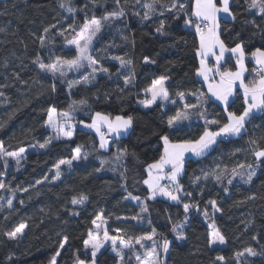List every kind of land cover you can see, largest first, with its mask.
Segmentation results:
<instances>
[{
	"label": "trees",
	"instance_id": "obj_1",
	"mask_svg": "<svg viewBox=\"0 0 264 264\" xmlns=\"http://www.w3.org/2000/svg\"><path fill=\"white\" fill-rule=\"evenodd\" d=\"M71 2L76 9L72 14L59 6L60 0H0V28L4 29L0 32V93H3L0 95V124L4 125L0 128V141L8 151H18L21 147L33 149L20 166L8 161L5 168L4 160L0 159V172L5 173L0 179L9 183L10 189H28L27 192H16L12 208L6 206L7 199L12 198L11 191L0 190V196L5 198L0 200V204L5 205L0 210V264H48L65 235L68 243L61 250L58 264H74L77 255L87 260L84 241L88 239V232L93 230L92 221L100 214L108 223L111 234L117 228L125 230L127 235H139L155 228L158 241L161 237L171 241L169 252L162 257L166 264H213L217 256H224L226 264H237L234 253L246 247L253 248L257 255L242 257L243 264H264V164L256 169V176L250 184H245L239 177L231 186L227 184L229 177L222 182H216L211 176L204 178V173L212 172L217 165L221 168L227 166L229 176L230 170L237 165H256L248 141L264 136V114H257L248 123L242 137L225 139L205 156L189 158L184 163L180 183L185 192L192 193L184 202L198 203L203 209L209 201H217L221 211L215 213L214 219L226 238L225 245L209 247L208 225L212 220L205 219L195 209L187 214L184 229L187 239L177 240L171 228L173 223L184 220L183 207L161 198L147 201L149 213L145 215L142 227L137 221L117 219L131 217L140 211L138 202L125 199L129 193L139 196L142 201L148 196V189L143 184L147 178L145 169L163 152L160 136L168 135L174 142L192 140L204 130V121L196 110H192L188 120L173 128L167 124L168 117L182 110L185 104H196L200 92L208 98L205 87L195 74L199 67L195 54L198 37L194 27L184 24L187 17L183 13L179 19L166 12L163 16L157 14L142 21L143 3H151V0H142L141 4H136L135 0H120L125 15L111 26L104 25L93 53L100 60L97 67L108 69L111 79L108 74L99 72L89 83L69 88L68 81L80 80L81 73L62 81L50 73L41 72L32 61L37 54L45 63H53L56 57L75 58V50L68 47L64 37L57 32L73 21L78 26L86 17L95 15L99 18L117 10L114 0H99L95 6L90 0ZM171 2L160 0L165 4ZM181 2L190 12L194 0ZM247 4L248 0H230L236 19H221L220 26L221 39L226 45L234 47L243 42L250 56L256 48L264 49V19L259 14L253 15L255 10H248ZM136 12L140 15H135ZM160 20L165 21L164 34L156 32ZM52 24L57 27L52 29L46 46L41 48L36 37L43 34L44 27ZM74 35L71 30L66 33L68 39ZM124 36L128 37L127 41ZM125 54L134 62L130 69L122 68L119 61L112 59ZM145 57L154 63H145ZM225 67L234 70L233 59ZM247 67L251 69L254 64L247 60ZM130 72L134 73L133 83L125 86L124 77ZM160 76L168 77L169 100L144 109L139 103L147 97L144 90ZM246 77L252 79L250 72ZM54 82L56 91L50 87ZM179 92L185 93L184 100L177 95ZM81 100L86 104L77 103L74 108H69L73 101ZM51 107L59 112L69 111L78 122L91 123V117L101 112L112 118L131 116L133 124L126 136L112 138L107 149L99 148L98 136L79 128L71 140H53L47 148L41 149L38 145L49 138L46 121L47 110ZM202 107L206 108L208 119L226 122L219 104L209 100ZM242 108L243 97L238 91L229 110L239 113ZM211 127L215 130L217 126ZM77 145L82 146L81 151L87 153V159L74 161L71 167L62 165L60 178L53 180L54 165L60 159H70ZM261 146L264 147V141ZM125 148L127 155L117 160L118 151ZM101 160L107 163L96 171L101 168ZM238 171L246 172V169ZM45 176L48 180L36 184ZM195 177L200 179L194 182ZM225 187L229 188L227 194ZM80 194L87 195L88 200L84 205H72V197ZM253 195L254 200L248 199ZM73 212L78 215H72ZM209 212H212L210 207ZM148 219L152 221L151 225L147 223ZM21 222L28 227L19 240H9L3 235ZM136 250H140L138 245ZM130 255L127 253L123 264H137L128 258ZM98 264H117V258L104 251L98 256Z\"/></svg>",
	"mask_w": 264,
	"mask_h": 264
},
{
	"label": "snow or ice",
	"instance_id": "obj_2",
	"mask_svg": "<svg viewBox=\"0 0 264 264\" xmlns=\"http://www.w3.org/2000/svg\"><path fill=\"white\" fill-rule=\"evenodd\" d=\"M95 6L99 0H90ZM142 0H135L136 4H141ZM117 6V10L107 12L102 17H96L93 15L91 18H85L83 24L76 25L75 21L69 24L67 28H61L57 35L64 37L65 42L68 45H74L77 55L73 59H62L56 57L53 63H45L43 58L37 54L32 61L33 64L38 65L41 72L51 73L53 77L59 72L61 77L66 76L64 68L68 70H79L87 67L91 71L87 75H83L80 80L68 81V87L72 88L80 83H89L94 80L98 72L108 74L111 79L112 74L108 73V69L103 67H97L100 64V60L93 54L95 49L93 48V41L101 33L105 24L111 26L114 22L120 20L125 15L124 7L120 4V0H114ZM159 5V11L157 9ZM61 8L65 9L68 13L72 14L76 12L75 7L72 5L71 0H60ZM87 7V5H85ZM248 10L253 11V15L259 14L264 19V0H248ZM145 9L142 21L152 19L153 15L163 16L166 12L173 13L174 17L179 19L180 14L183 13L187 18L184 20V24L189 27H194L195 34L198 37V46L195 49L196 56L199 57V67L196 69V76L201 77L208 85V93L210 94L211 102H218L225 113L226 122H221L219 119H208L206 116V108L202 105L209 103V98L205 97L203 92H200L197 96L196 104H185L182 110L176 111L172 116L167 119V124L170 128H173L183 121L190 118L192 110H196L200 118L204 121V130L202 134L196 139L172 141L168 135L160 136V140L163 142V152L159 159L148 164L146 166L147 178L143 180V184L147 186L148 196L144 201L139 196H133L129 193L125 199L138 202L140 211L136 215L131 217H117V219L133 220L138 222V226H143L142 221L146 214L149 213L148 200H155L157 196L166 197L169 201L175 202L177 205H182L185 213L184 220L173 223L171 231L175 234L177 240H186L185 227L188 221V213L190 210L195 209L197 212L202 213L205 219H211L212 223L208 225L210 229L208 233V245L213 247L214 245H225L227 243L225 236L220 232L215 223V213L220 212L216 200H211L208 204L201 209L198 203L184 202V199L191 197V192H185L183 185L180 183V176L184 172V163L186 154H192L195 157L205 156L214 145H218L225 139L233 137H242L246 132V126L255 118L257 114H264V49L256 48L251 52V61L254 62V67L249 69L246 66V59L248 54L245 51L243 42L236 43L234 47H228L225 41L221 39L222 29L220 26L221 19L230 17L235 20L236 17L231 10L230 0H194V4L191 7V11H188V7L181 2V0H172L170 4L160 3V0H151V3H143ZM2 14V13H0ZM135 15L139 16L140 13L136 12ZM255 25V22L252 21ZM55 24L49 25L43 28V34L36 37L39 41L40 47L44 48L48 42V35L52 29L56 28ZM77 27L79 30L77 31ZM258 27V26H257ZM75 32V35L68 39L66 33ZM4 29L0 28V32ZM156 32L160 34L165 33V21H159V27L156 28ZM125 41L128 40L127 36H124ZM134 44V41H132ZM125 56H113L112 59L119 61L122 68H131L133 60L126 58ZM209 57L214 58L215 63L209 65ZM235 59L234 70L233 68L225 67L230 59ZM145 63H154L150 61L148 57L144 58ZM252 75V79L248 80L246 73ZM218 78V79H217ZM134 73H131L124 77L125 86L133 83ZM168 77L160 76L153 79L150 87L144 91L150 95V99L140 101L145 108H150L156 104L157 100L168 101L169 91L166 87V81ZM2 87V86H0ZM52 91H56V83L50 85ZM242 90L243 94V108L242 111L237 113L236 111H230L232 104L235 103V97L238 91ZM3 95V93H0ZM177 95L181 100L185 99V93L179 92ZM196 95V93H192ZM79 104H86L85 100L79 102L73 101L69 105L72 109ZM175 103V101H173ZM48 119L47 125L51 127L55 133L40 143L38 146L41 149L47 148L53 140H60L62 138L71 140L73 138L75 125L71 123L72 116L69 111L59 112L55 107H51L47 110ZM79 123L86 129H92L99 136V148L107 149L110 140L109 137H119L122 133H126L128 129L132 127L133 118L128 116H116L114 119L108 115H104L101 112H96L91 117V123H85L81 120ZM217 126L215 130H212L211 126ZM4 125L0 124V128ZM261 141H264V136L257 139H250L248 144L251 146V153L255 157L256 165L240 164L233 167L230 170L227 166L221 168L217 165L216 169L212 172L204 173V178L207 179L211 176L216 182H222L225 177L227 184L231 186L233 180L239 177L245 184H250L253 181V177L256 176V169L264 164V147L261 146ZM82 146L77 145L73 149V156L70 159H60L55 165V175L53 180H58L61 176V166H72L74 161L81 159H87V153H82ZM239 151V149L237 150ZM25 152L23 147L18 151H8L3 141H0V159L4 160V166L7 168L8 160L6 158H12L15 160L17 166L20 165L22 154ZM127 155V149H121L116 155V159L119 160L123 156ZM107 161L101 160V168L96 169L100 171ZM238 169H246L245 171H238ZM115 170V169H113ZM4 172H0V177L4 176ZM123 176V173L121 174ZM200 177H195L194 182L198 181ZM48 180L45 176L43 180H37L36 184H41ZM168 181L169 183L162 184L161 181ZM0 190H9L12 193V198H8L6 206L8 208L13 207V198L17 191L27 192L28 189H10L9 183L0 179ZM224 192L227 194L229 188L225 187ZM256 197L250 196L248 199L254 200ZM5 199L0 196V200ZM88 200V196L80 194L79 196H73L70 203L72 205H84ZM23 204V201H20ZM5 205L0 204V210H3ZM209 207L212 212H209ZM72 215H78L73 212ZM171 222V217H168ZM102 220V215H97L92 221L96 231L90 230L88 232V239L84 241L85 255H88L90 249V258L81 259L79 255L76 256L74 264H98V254L101 253V249L105 248L106 244H110L111 251L117 258V264H123L125 256L127 255L125 250L131 253L128 257L130 260L134 259L137 264H166V261L162 260L163 256L170 250L171 241L165 237H161L158 241L156 239L158 233L155 228L150 231H145L139 235H127L125 230L117 228L114 231L117 235H110L108 229H103V235L101 237L100 229L101 224L97 221ZM147 223L151 225L152 221L147 220ZM251 223V221H249ZM28 225L25 222L19 223L12 230L5 231L3 235L9 240H19L25 232ZM256 239V237H253ZM68 243V236H63L59 244V250L48 261V264H58V257L61 256L63 250ZM136 245H139L140 250H136ZM256 256L257 252L251 248L246 247L243 251H237L234 253V258L237 264H243L241 258L245 256ZM11 259V257H8ZM213 264H226V258L224 256H217Z\"/></svg>",
	"mask_w": 264,
	"mask_h": 264
},
{
	"label": "rangeland",
	"instance_id": "obj_3",
	"mask_svg": "<svg viewBox=\"0 0 264 264\" xmlns=\"http://www.w3.org/2000/svg\"><path fill=\"white\" fill-rule=\"evenodd\" d=\"M161 1H163L164 2V0H161ZM159 11V10H158ZM166 14V13H165ZM225 19V18H224ZM103 29V28H102ZM101 32H102V30H101ZM99 36H100V34L98 35V37L96 38V39H94V41H93V48H94V45H95V43H96V41L98 40V38H99ZM68 47H70V48H73L74 50H75V46L74 45H68ZM75 52H76V50H75ZM76 55H77V53H76ZM64 71L66 72V76H64V77H61L60 76V74H59V72H57L56 73V75L54 76V78L55 79H59V80H65L68 76H70V75H73L72 76V78H74L76 75L78 76L80 73L82 74V75H87L90 71H91V69H89V68H87V67H84V68H81V69H79V70H68L67 69V67H65L64 68ZM99 73V72H98ZM50 75L51 76H53L51 73H50ZM151 97H150V95H149V97L147 98V99H150ZM158 102H162L161 100H157V102L156 103H158ZM154 105H156V104H154ZM154 105H152L151 107H153ZM150 107V108H151ZM145 108V107H144ZM145 109H149V108H145ZM71 116H72V121H71V123L73 124V125H75V130L77 129V128H79V129H82V130H86V131H92V132H94L95 133V131L94 130H92V129H86V128H84L79 122H78V120L77 119H75V117L71 114ZM112 118V117H111ZM48 119V118H47ZM114 119V118H113ZM46 128H47V130L49 131V137H51V136H54L55 135V133H54V131H53V129L51 128V127H49L48 125H47V123H46ZM75 130H74V132H75ZM131 130V128L130 129H128V131L126 132V133H122L119 137H124V136H126L128 133H129V131ZM96 134V133H95ZM73 136H74V134H73ZM113 137H115V136H111V137H109V140L111 141L112 140V138ZM116 138H118V137H116ZM233 138H237V137H233ZM60 140H68V139H64V138H62V139H60ZM215 146V145H214ZM213 146V147H214ZM31 150H33L32 148H25V152L22 154V159H21V163H20V165L22 164V162L24 161V159H25V157H26V155L28 154V152L29 151H31ZM209 153V152H208ZM203 157V156H202ZM189 158H192V159H199V158H201V157H195V156H193L192 154H186V156H185V161L187 160V159H189ZM8 161H12V162H14L15 163V160L14 159H12V158H6ZM15 165H16V163H15ZM19 165V166H20ZM17 166V165H16ZM184 173V172H183ZM183 173H182V175H183ZM181 175V176H182ZM180 176V177H181ZM161 183L162 184H166V183H169L168 181H166V180H164V181H161ZM157 198H161V199H164V200H166V201H169L166 197H161V196H157ZM169 202H173V201H169ZM100 215H102V214H100ZM97 223H99V224H101V229H100V234H101V237H102V235H103V229L106 227L107 228V226H108V223L104 220V218H103V216H102V220H100V221H97ZM92 231H96V229H95V226L93 225V230ZM115 232V231H114ZM110 235H117V233L115 232L114 234H111V233H109ZM137 246V245H136ZM139 246V245H138ZM214 246H223V245H214ZM104 251H108L110 254H112V255H114L115 256V254L111 251V247H110V244H106L105 245V248H103V249H101V253H103ZM126 251V253H130V252H128V250H125ZM100 254H98V256H99ZM88 257L90 258V249L88 250ZM135 261V260H134ZM136 262V261H135ZM137 263V262H136Z\"/></svg>",
	"mask_w": 264,
	"mask_h": 264
},
{
	"label": "crops",
	"instance_id": "obj_4",
	"mask_svg": "<svg viewBox=\"0 0 264 264\" xmlns=\"http://www.w3.org/2000/svg\"><path fill=\"white\" fill-rule=\"evenodd\" d=\"M230 17H225V19H229ZM224 19V18H223ZM198 59H199V57H198ZM247 60H249V61H251V56H248V59H246V61H245V63H246V66H247ZM233 61H234V65H235V59L233 58ZM252 62V61H251ZM208 63H209V65H212V64H214L215 63V61H214V58H211V57H209V60H208ZM253 64H254V62H252ZM247 74L248 73H246L245 75L247 76ZM196 79L198 80V81H200L202 84H203V86L205 87V89H206V94H207V96H208V98H209V100H211L210 99V94L208 93V85H207V83H205L204 81H203V79L201 78V77H197L196 76ZM218 79V78H217ZM251 80V79H250ZM166 84H167V81H166ZM240 94L242 95V97H243V94H242V90L240 91ZM149 97V94H147V97H146V99ZM162 102H168V101H162ZM159 103V102H158ZM217 104H219L218 102H216ZM157 104V103H156ZM220 105V104H219ZM221 106V105H220ZM142 107L144 108V106L142 105ZM222 107V106H221ZM145 109V108H144ZM89 132H92V131H89ZM130 132V131H129ZM93 134H95L94 132H92ZM96 136H98L97 134H95ZM99 137V136H98ZM113 138H116V137H113ZM118 138H120V137H118ZM147 187V186H146ZM174 203V202H173Z\"/></svg>",
	"mask_w": 264,
	"mask_h": 264
},
{
	"label": "built area",
	"instance_id": "obj_5",
	"mask_svg": "<svg viewBox=\"0 0 264 264\" xmlns=\"http://www.w3.org/2000/svg\"><path fill=\"white\" fill-rule=\"evenodd\" d=\"M111 142V141H110Z\"/></svg>",
	"mask_w": 264,
	"mask_h": 264
}]
</instances>
